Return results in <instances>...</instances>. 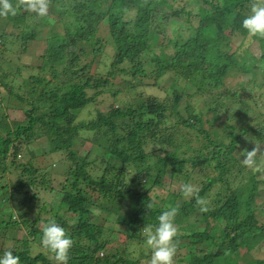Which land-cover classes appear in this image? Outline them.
Returning <instances> with one entry per match:
<instances>
[{"label":"trees","instance_id":"obj_1","mask_svg":"<svg viewBox=\"0 0 264 264\" xmlns=\"http://www.w3.org/2000/svg\"><path fill=\"white\" fill-rule=\"evenodd\" d=\"M188 1L47 0L49 9L41 17L12 0L16 14L0 16V198L12 192L13 199L49 183L47 176L36 178L40 168L31 162L17 164L22 175L12 189L1 182L10 155L11 165L18 163L24 143L46 136L41 153H63L68 167L61 198L41 206L53 215L37 217L41 226L32 231L41 239L50 220L65 228L73 240L69 264H137L119 254L100 256L109 243L102 220L114 217L127 240L143 242V228L169 206L177 208L176 225L188 222L175 241L177 247L189 246L191 264H264V258L240 259L244 248L250 252L264 242L259 219L264 207L256 203L260 179L250 169L247 179L240 178L245 167L237 154L246 135L264 141V92H258L264 88V38L253 37L261 54L241 53L233 43L237 35H248L241 24L251 0ZM172 17L184 18L173 38L166 33ZM103 22L111 41L101 33ZM160 34L164 40L156 53L150 47ZM36 39L45 42L36 70L9 59L16 54L19 61ZM109 42L113 53L104 74L99 57L108 55ZM166 74L175 85L163 98L135 93L139 84L158 82ZM116 77L134 102L117 104L123 88L109 89ZM106 92L114 103L78 120L81 110ZM184 97H201L204 107L187 101L182 111ZM15 107L19 115L14 118ZM82 131L92 132L85 155L74 148ZM168 176L181 181V188L159 197ZM193 182L198 192L183 199V185ZM198 199L206 202L207 212L200 211ZM152 201L156 206L148 208ZM22 211L20 220L8 214L1 227L29 223L31 208ZM200 244L206 247L193 255ZM27 245L24 240V247H10L19 264H56L44 249L33 255Z\"/></svg>","mask_w":264,"mask_h":264},{"label":"rangeland","instance_id":"obj_2","mask_svg":"<svg viewBox=\"0 0 264 264\" xmlns=\"http://www.w3.org/2000/svg\"><path fill=\"white\" fill-rule=\"evenodd\" d=\"M191 3H193V0H189ZM189 1L187 2L189 5ZM183 4V3H182ZM181 5V4H179ZM162 5L159 6V8ZM196 9V6H194ZM49 9V8H48ZM135 10H132L129 12V17L135 16ZM184 18H174L172 17L167 25H166V33L169 37H174V35L179 36V30L180 25L182 23ZM101 25H104L102 27L101 33L104 34V36L111 41L110 35L107 33V28L105 26V22L101 23ZM48 29L44 28V32ZM164 40V35H156L155 36V42L150 47L154 52L159 51V47L162 46V42ZM233 43L235 45H239V52L246 53V51H251L254 54H261L260 49V42L258 40H255L252 36H243V35H237L233 38ZM112 42L107 43L106 46V52L108 55L104 56L101 55L99 58H101L102 62L99 63V67L101 68L102 73H106L108 70V65L110 64V57L113 53L112 50ZM45 48V42L36 39L29 43L28 50L25 53H21L20 57L21 59L17 60V55L14 54L9 59H12L14 63H20L32 66L34 70H36L37 65L40 63L41 58L40 55L43 53ZM104 56V57H102ZM255 61L252 63L254 64ZM250 64V66L252 65ZM250 66H244L246 70H250ZM24 74H28L27 71L24 72ZM258 79H260V75L258 76ZM122 79L120 77H116L114 80L115 83L113 84L109 89L110 91H116L118 88H123L122 91L117 95L118 97V105H124L129 104V102H134L136 98L132 96V93H129L127 90V86H125L124 82H121ZM121 82V83H120ZM147 84L145 83L139 84L136 86L135 93L142 92L145 95H155L160 98H163L167 92L172 91L174 88V83L172 82V75L166 74L163 77H161L158 82L155 79L147 80ZM129 89V88H128ZM264 92V88L262 90H258V92ZM187 101H190L192 105H194L196 108H202L204 107V101L200 97V100H198V97H184L183 102L181 103L182 111H184V107L187 103ZM114 103V96L110 92H106L102 95H99L97 98L96 103H91L85 109L81 110V112L78 115V120H89L93 118L98 110H106L110 104ZM12 116L15 118L19 115L18 107H15L11 110ZM209 115V114H207ZM211 116V114H210ZM88 136H92V132H86L82 131L81 137L76 139V143L74 148L78 150L79 153L85 155L91 148V144L86 140ZM240 143L241 151L244 149H247L251 151L253 148L257 145H260L261 151L257 153L256 159L258 161H264V141L256 140L254 137L250 135H246L243 140ZM22 143H24L22 141ZM47 142V137H39L35 138L31 142L24 143L21 146V155L16 159L18 163L12 164L14 158L13 155H10L9 157V168L8 171L5 172L4 178H2L1 182L4 184H9L10 188L12 189L18 178L22 175V167H18L17 164L23 163L26 164L28 162H31L35 167L40 168V175L36 176L38 180H42L43 176H47L48 178V184L45 185L43 183H38L35 188L30 189L26 195L19 194L15 198L11 199L12 192L9 194H5L3 198H0V222L3 220L9 219L8 214H12L13 220H20L21 214H23L22 209H28L31 208L32 211L27 212L26 217L30 220L29 223H24L20 225V227L13 226V227H1L0 225V253L5 251L6 249L10 247H16L21 248L22 243L24 240L28 241V247L32 254H36L40 250H43L41 239L38 238V233H34L32 229L34 227H40L41 222L40 220H35L37 217L40 219L42 218H49L53 215L54 210H52L50 207H48L47 210H42L41 206L45 202H48L50 205L57 200L61 198V184L65 179V174L67 172L68 163L64 160L65 155L63 153L57 152L52 154H42L41 149L45 146ZM256 143V144H255ZM156 148L158 146H155ZM238 158L242 160V155L237 152ZM95 156H91V159H94ZM249 169L245 167L243 170L244 172L240 174V178L242 180L247 179V174ZM216 173V172H215ZM257 178L260 179L259 184V195L256 198V203L259 205V208L264 207V167H261L259 171H256ZM25 176V175H24ZM166 187H160L159 188V197H165L167 196L169 190H180L181 188V181L178 183L175 180H170L169 176L166 177ZM196 188L198 187L196 183H191ZM54 186L55 189L51 190L50 187ZM235 186V182H234ZM1 187V186H0ZM36 193L37 196L34 197L33 194ZM35 194V195H36ZM0 195H3L2 188L0 189ZM56 198V199H55ZM55 199V200H54ZM183 199H188L183 197ZM210 198H208L206 201H209ZM59 201L57 202V204ZM58 208H56L57 210ZM64 211V208L62 209ZM259 212V209L257 210ZM97 213L100 211L97 210ZM103 216H107L106 213L102 214ZM67 217H70V220H72L73 216L71 213L67 215ZM259 219L260 222H264V214L259 213ZM102 223L104 224L105 228V234L109 238V243L107 244V249L100 252V256H105L107 254L113 256L115 254H119L125 259H132V260H138L137 264H149L150 254L145 253L143 251V242L139 241H129L126 239V234L123 231L122 227H120L114 217L108 215L107 219H103ZM188 222H183L180 224H177V228H181V226H184ZM200 228H204V223L201 222L199 224ZM189 240V239H187ZM205 244H200L196 248V253L193 255H199L200 250L202 248H205ZM246 248H244L241 252V258L243 261H246L250 258H264V242L262 241L261 244H258L257 247H254L250 252H245ZM190 248L187 245H180L177 247L176 255H175V264H191V254ZM116 257H112V260L114 261ZM121 264V263H118Z\"/></svg>","mask_w":264,"mask_h":264},{"label":"clouds","instance_id":"obj_3","mask_svg":"<svg viewBox=\"0 0 264 264\" xmlns=\"http://www.w3.org/2000/svg\"><path fill=\"white\" fill-rule=\"evenodd\" d=\"M20 6L38 16H45L48 11L47 0H20ZM16 14V6L12 0H0V16ZM249 36L264 38V0H251L249 14L245 16L241 24ZM256 144V143H255ZM261 151L260 145L251 151L244 149L240 151L242 155V166L253 172L264 167V161L256 159L257 153ZM198 189L191 183H185L182 193L185 198L195 197ZM201 205L200 211L207 212L206 202L198 199ZM156 206V202L149 203L148 208ZM177 208L169 206L156 217V223L143 228V251L150 254L149 264H175L177 245L175 238L178 228L175 224ZM42 248L50 254L56 264H69L70 250L73 247V240L70 238L65 228L50 220L43 228L41 237ZM0 264H19V256L14 254L9 248L0 253Z\"/></svg>","mask_w":264,"mask_h":264}]
</instances>
